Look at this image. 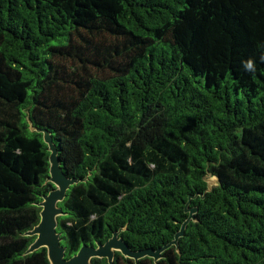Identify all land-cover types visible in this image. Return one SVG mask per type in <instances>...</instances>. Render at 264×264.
I'll return each mask as SVG.
<instances>
[{
	"label": "trees",
	"instance_id": "16d2710c",
	"mask_svg": "<svg viewBox=\"0 0 264 264\" xmlns=\"http://www.w3.org/2000/svg\"><path fill=\"white\" fill-rule=\"evenodd\" d=\"M45 133L67 258L196 208L113 264H264V0H0V264H51Z\"/></svg>",
	"mask_w": 264,
	"mask_h": 264
},
{
	"label": "water",
	"instance_id": "95a60500",
	"mask_svg": "<svg viewBox=\"0 0 264 264\" xmlns=\"http://www.w3.org/2000/svg\"><path fill=\"white\" fill-rule=\"evenodd\" d=\"M44 140L50 151L49 181L56 187L47 195H44L43 201L40 204L42 207L40 222L32 231L27 233L28 236L37 237L27 251L28 253H33L40 248H47L51 264H92L94 258H106L110 264H113L117 251L121 252L125 257L134 259L136 262L144 257H151L155 261H158L162 258V253L164 251L171 246L177 247L178 240L184 235L186 226L190 221L195 219L194 215L197 212L196 208H186L189 217L183 223L180 231L176 233L175 239L157 250L144 249L141 251H133L123 238L119 237V231L115 232L104 244H83L75 255L67 258L66 247L62 245V234L58 231L57 217L63 213L59 203L66 198L68 190L79 181L75 178H68L64 173L58 158V149L49 133H45Z\"/></svg>",
	"mask_w": 264,
	"mask_h": 264
}]
</instances>
